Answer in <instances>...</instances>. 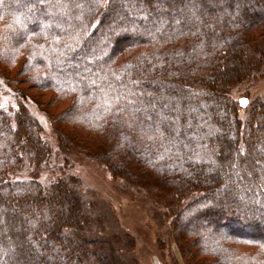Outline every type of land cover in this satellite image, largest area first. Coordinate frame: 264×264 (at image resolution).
Here are the masks:
<instances>
[{"label": "trees", "instance_id": "16d2710c", "mask_svg": "<svg viewBox=\"0 0 264 264\" xmlns=\"http://www.w3.org/2000/svg\"><path fill=\"white\" fill-rule=\"evenodd\" d=\"M263 65L264 0H0V264H135L59 150L154 197L185 264H264V89L230 94Z\"/></svg>", "mask_w": 264, "mask_h": 264}, {"label": "rangeland", "instance_id": "374dc122", "mask_svg": "<svg viewBox=\"0 0 264 264\" xmlns=\"http://www.w3.org/2000/svg\"><path fill=\"white\" fill-rule=\"evenodd\" d=\"M17 69L18 67L14 66L10 74L14 75ZM21 85L29 95L23 99L26 109L37 118L52 148L59 150L46 114V110L52 109L53 104L42 108L37 104L42 101L45 104L51 102L52 95L34 85ZM263 89L264 65L256 75L235 85L230 94L234 99L246 98L244 105L246 106L252 98L260 96ZM16 97L0 75V105L5 109L12 108L16 104L18 98ZM63 154L67 159V171L80 177L86 189L85 196L93 202V214L90 217L95 214L106 216L105 225L100 230L107 234L119 232L118 239L125 248L126 256L133 258L135 264H185L170 237L169 219L162 214V208L154 197L141 188L125 191L119 179L113 177L105 166L80 151L63 153L59 150L55 160L60 163ZM43 174L41 180H46L50 176L47 172ZM92 227L93 230L99 229L94 223ZM124 233H127L128 239L120 237V234ZM129 239L130 244L123 243Z\"/></svg>", "mask_w": 264, "mask_h": 264}, {"label": "water", "instance_id": "95a60500", "mask_svg": "<svg viewBox=\"0 0 264 264\" xmlns=\"http://www.w3.org/2000/svg\"><path fill=\"white\" fill-rule=\"evenodd\" d=\"M242 101H244L243 103H242ZM246 98H240L239 99V104L241 105V106H244L245 105V103H246Z\"/></svg>", "mask_w": 264, "mask_h": 264}, {"label": "snow or ice", "instance_id": "6c2138e0", "mask_svg": "<svg viewBox=\"0 0 264 264\" xmlns=\"http://www.w3.org/2000/svg\"><path fill=\"white\" fill-rule=\"evenodd\" d=\"M244 101H242V103H243Z\"/></svg>", "mask_w": 264, "mask_h": 264}]
</instances>
